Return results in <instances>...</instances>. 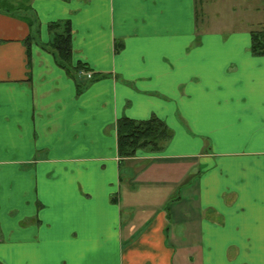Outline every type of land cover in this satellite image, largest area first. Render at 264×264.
<instances>
[{"label": "crops", "instance_id": "crops-1", "mask_svg": "<svg viewBox=\"0 0 264 264\" xmlns=\"http://www.w3.org/2000/svg\"><path fill=\"white\" fill-rule=\"evenodd\" d=\"M201 2L0 0V264H264V56ZM66 21L90 79L48 48ZM152 117L165 147L120 159Z\"/></svg>", "mask_w": 264, "mask_h": 264}, {"label": "trees", "instance_id": "trees-1", "mask_svg": "<svg viewBox=\"0 0 264 264\" xmlns=\"http://www.w3.org/2000/svg\"><path fill=\"white\" fill-rule=\"evenodd\" d=\"M48 29L53 36L49 47L56 55L58 64L68 71L72 68L75 75L81 70L88 72L87 67L80 62H77L75 67H71L72 31L69 21L62 24L51 23ZM250 38L251 53L264 56V30L251 32ZM78 89H81V85H78ZM116 136L118 157L127 159L133 157L138 150L161 151L170 140L171 132L156 117L141 121L120 118L116 123Z\"/></svg>", "mask_w": 264, "mask_h": 264}, {"label": "rangeland", "instance_id": "rangeland-1", "mask_svg": "<svg viewBox=\"0 0 264 264\" xmlns=\"http://www.w3.org/2000/svg\"><path fill=\"white\" fill-rule=\"evenodd\" d=\"M201 1H202L201 3L204 4V9L206 11L202 18L204 21L210 23L209 24L210 26L212 25L211 23H213L212 21H216L219 23L221 22L223 24L226 23L230 24L234 22L237 25L238 23L240 24L239 21H243V19H245V17L248 16L247 23L249 22V24H254V29H253L254 31L264 30V0H254L249 3L248 2L245 3V5L247 6L245 9V13H244V8L239 7V5H243L241 4L244 2L243 0H241V3L238 2L239 0H237V3L236 0H229V1L226 0L225 2H220L219 0H201ZM196 7H197V11L199 12V7L197 5ZM230 7H233L234 9L231 10ZM199 20L201 21L202 19ZM260 21H263V23L261 25H258L257 23ZM48 48L50 47L48 46ZM191 180H193V178ZM184 189L185 188H180V192L177 195L179 196V199H176V201H174V206L183 200H187L188 207L192 211H194L195 209L194 205L196 203V195L193 193H189V195H186L185 193H187L188 189L186 190ZM140 193H141L140 195H142V197L144 198L143 201H141L142 206L146 207L147 202L149 200L145 199V196L151 195V187H145L143 190H141Z\"/></svg>", "mask_w": 264, "mask_h": 264}, {"label": "built area", "instance_id": "built-area-1", "mask_svg": "<svg viewBox=\"0 0 264 264\" xmlns=\"http://www.w3.org/2000/svg\"><path fill=\"white\" fill-rule=\"evenodd\" d=\"M77 74H78V76H86L88 79L91 78L90 72H86V71L81 70Z\"/></svg>", "mask_w": 264, "mask_h": 264}]
</instances>
